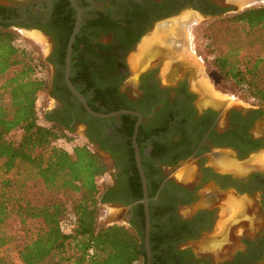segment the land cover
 I'll use <instances>...</instances> for the list:
<instances>
[{"label":"flooded vegetation","instance_id":"1","mask_svg":"<svg viewBox=\"0 0 264 264\" xmlns=\"http://www.w3.org/2000/svg\"><path fill=\"white\" fill-rule=\"evenodd\" d=\"M75 1L80 25L70 62L79 18L71 0H0V23L47 49L42 59L48 87L39 117L69 133L81 129L79 135L104 160L109 200L101 205L143 235L145 255L137 264H264V107L240 105L237 97L216 89L190 42L196 22L238 5ZM139 50L146 52L142 60ZM68 65L71 84L93 111L137 114H92L68 83ZM137 155L146 177L150 254L146 214L144 231L138 229L145 195ZM187 166L195 170L176 174ZM210 181L218 186L216 203L200 208ZM226 191L251 199L246 210L253 231L246 228L248 219L234 218ZM224 218L230 221L228 241L211 234L215 221ZM236 228L241 234L233 233ZM200 238L205 251L196 244Z\"/></svg>","mask_w":264,"mask_h":264},{"label":"trees","instance_id":"2","mask_svg":"<svg viewBox=\"0 0 264 264\" xmlns=\"http://www.w3.org/2000/svg\"><path fill=\"white\" fill-rule=\"evenodd\" d=\"M208 38L214 47L228 40L213 65L246 97L264 103V58L243 53L256 41L264 45V7L214 21ZM18 39L0 23V264H16L1 253L7 246L21 264H137L145 255L143 235L134 227L98 224L101 204L109 200L106 163L88 144L72 145L65 128L41 121L37 104L48 78ZM32 183L43 186L40 198L32 196Z\"/></svg>","mask_w":264,"mask_h":264},{"label":"rangeland","instance_id":"3","mask_svg":"<svg viewBox=\"0 0 264 264\" xmlns=\"http://www.w3.org/2000/svg\"><path fill=\"white\" fill-rule=\"evenodd\" d=\"M261 6L264 7V1L255 2L246 8L261 7ZM233 13H236V11H230V12H227L224 14H220V15H217L214 17H209L205 20H201V21L196 22L194 24L192 30H191L190 42H191L193 50L196 52V55L203 57V59L205 61L203 64L204 69L207 71L208 75L211 77L212 82L216 85V89L220 90L221 92L226 93L229 96L237 97L240 105L245 106V103L248 102V103L258 104V105H261L264 107L263 102H260L258 100L246 97L243 90L236 87L234 82L225 78V76L212 63L213 59L217 56L218 51L228 50L229 45H227L228 40H225V39L222 40L215 47L213 45H211V41L208 38L209 25L211 23H213L214 21L225 18L229 15H232ZM10 30H13L14 32H16V34L19 36V39L17 40V44L20 47L26 48L34 57H36V58H38V60H40L41 65H40V69H39V74L44 75L46 78H48L49 77L48 68L45 66L43 59H42L44 54L47 53V49L40 48V46L33 44L28 39V37L26 36V33H24V34L20 33L19 31H16V30L11 29V28H10ZM255 35H256V33L253 35V38L259 39V37L255 36ZM243 50H244L243 53L251 52L254 55H258V56H261L262 58H264V45H262V43L259 41H256V45L252 50H248L247 48H244ZM145 53L146 52H142V50H139L137 52L139 59L142 60L143 57L145 56ZM132 77L135 79V76H132ZM136 79H137V77H136ZM45 94H46V92L41 94L39 97V100H38L37 105H38L39 114H40V112L43 111L44 106H45ZM50 105L53 106L52 101H51ZM40 119L44 123L43 118L41 117ZM79 133H81V129H79L75 133H68L69 136L72 138L71 144L72 145L88 144L84 140V138L79 135ZM88 145L90 146V144H88ZM91 149H92V147H91ZM210 164H212V162L207 163V165H210ZM186 168L191 169L192 171L195 170V167L191 168L190 166H187L184 169L181 168V170L179 172H177L176 174H180V172H183ZM224 168H226V169L228 168L227 164ZM104 185H105V187L107 186V177H106V180L104 182ZM217 191H218V186L214 182L210 181L204 187L202 195H201V197L197 203V206L200 208H207V207H210L211 205L215 204ZM30 192H31L33 197H39L40 198L43 195V193L45 192V190L43 189V186H41L40 184L32 183L30 185ZM225 195H226V201L229 202L235 209L234 218L237 220L243 219V218L248 219L246 228L250 231H253L254 225L252 222V217L248 216V213L246 210V207L248 205H250L252 202L251 199L245 195L244 196L237 195L233 191H226ZM223 205H221L220 208H222ZM185 211L187 212L188 210H185ZM228 223H230V221H228V218L219 219V220L215 221L214 228L212 229L211 234H213V233L214 234H217V233L221 234V241L227 240L228 234L230 233V231H229V233L227 232L228 229L226 230V226L228 225ZM231 223L233 224L234 221H232ZM98 224L99 225L120 224V225H125L127 227H130L125 220H122V219L117 220L116 218H112L111 211L105 205H101V207H100ZM16 225H17V227H19V225L17 223H16ZM241 230H242L241 228L233 229V233L241 234ZM219 232H221V233H219ZM200 239L201 240H198V242L196 244L201 245V247H202L203 241H202V238H200ZM229 241L231 242V240H229ZM214 244H215V242L210 243V246L212 247ZM200 250L205 251V249L203 247ZM196 251H198V250H196ZM1 253L4 255L11 256L15 260L16 264H21L17 258V253H16L14 246H7V247L2 248Z\"/></svg>","mask_w":264,"mask_h":264},{"label":"water","instance_id":"4","mask_svg":"<svg viewBox=\"0 0 264 264\" xmlns=\"http://www.w3.org/2000/svg\"><path fill=\"white\" fill-rule=\"evenodd\" d=\"M259 1H264V0H229V4H235L238 5V9L236 10V12L242 11L244 10L246 7H249L251 4L255 3V2H259ZM72 4L78 9L79 11V18L77 21V25L74 31V35L71 38L70 41V45H69V49H68V62H70V54H71V48H72V43L74 41L75 38V34L78 31L79 25H80V12L81 9L79 8V6L77 5L75 0H71ZM67 78H68V83L71 86V89L73 91V93L78 97V99H80L84 105L86 106V108L95 115L98 116H102V117H107V116H113L119 113H132V114H137L133 111H128V110H119V111H114V112H110V113H98L93 111L89 105L86 103L85 98L78 92V90L76 88L73 87V85L71 84L70 80H69V65L67 68ZM224 99V98H223ZM212 104V103H211ZM217 105V104H214ZM223 152H227V150H222ZM138 157V163H139V168H140V174H141V178L143 181V185H144V204H145V214H146V246L148 249V253L150 254V246H149V234H150V229H151V219H150V210H149V204H148V194H147V186H146V177L144 174V171L142 169L141 163H140V159H139V155H137ZM120 210H123V208H120Z\"/></svg>","mask_w":264,"mask_h":264},{"label":"built area","instance_id":"5","mask_svg":"<svg viewBox=\"0 0 264 264\" xmlns=\"http://www.w3.org/2000/svg\"><path fill=\"white\" fill-rule=\"evenodd\" d=\"M38 115H39V112H38ZM73 220H74L73 215H70V219H69V223H68V228H66L67 231H69V229L73 226Z\"/></svg>","mask_w":264,"mask_h":264}]
</instances>
